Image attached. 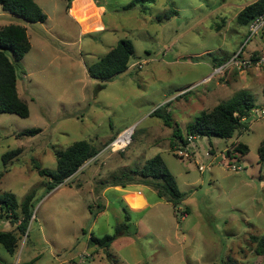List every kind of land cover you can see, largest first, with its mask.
<instances>
[{
    "label": "rangeland",
    "instance_id": "rangeland-1",
    "mask_svg": "<svg viewBox=\"0 0 264 264\" xmlns=\"http://www.w3.org/2000/svg\"><path fill=\"white\" fill-rule=\"evenodd\" d=\"M34 1L46 21L29 22L0 7V28L23 25L31 43L20 60L7 51L30 114L0 112V171L3 153L23 149L6 169L0 194L13 192L20 202L31 195L34 206L16 253L0 245V264H221L229 257L237 264H264L251 239L264 236V118L252 114L248 130L229 139L200 136L193 158L172 149L180 143L174 131L187 136L188 118L193 122L244 90L264 109V74L242 81L256 67L207 80L215 57L226 61L240 51L247 57L264 49V29L248 40L249 26L237 22L256 0H75L70 8L69 0ZM172 9L178 14L165 17ZM122 39L135 46L129 68L108 80L90 76L88 66ZM134 62L142 67H132ZM158 108L160 115H152ZM130 126L132 142L112 151L111 142ZM31 129L40 131L18 136ZM82 139L98 147V158L51 189L35 165L55 170V149ZM238 140L249 152L236 172L223 162L232 158L227 147ZM156 154L184 193L176 208L143 184L103 192L104 181L142 168ZM100 204L106 208L94 217ZM126 216L128 232L113 242L111 257L90 242L91 235L114 234ZM0 230H17V224L5 217Z\"/></svg>",
    "mask_w": 264,
    "mask_h": 264
},
{
    "label": "trees",
    "instance_id": "trees-1",
    "mask_svg": "<svg viewBox=\"0 0 264 264\" xmlns=\"http://www.w3.org/2000/svg\"><path fill=\"white\" fill-rule=\"evenodd\" d=\"M73 1L69 0L68 8L71 7ZM139 1L155 2L156 0ZM0 7L29 22H44L47 20L46 13L34 0H0ZM172 14H178V11L172 9L165 14V17H169ZM262 14H264V0H256L239 12L237 22L248 27L254 19ZM30 49L31 43L25 26L10 23L0 28V112L14 113L22 118L28 117L30 114L28 102L20 96L18 91L16 66L7 54V51L10 50L20 60ZM134 54V43L129 39H122L105 55L88 66V72L90 76L101 80L111 79L129 68L130 60ZM226 61L215 57V67ZM255 107L254 95L244 90L228 101L219 103L213 109L201 112L196 120L187 126V133L224 139L232 138L236 132L241 135L242 132L249 128L247 127V121L243 120V118L248 119ZM152 115L159 116L160 108L156 109ZM165 120L166 122L168 121L167 118ZM39 131L38 129H31L27 132L19 133L18 136L34 134ZM173 135L180 142H184V137L180 131H174ZM175 146L176 143L174 142L172 144L173 151H175ZM22 152V148H16L3 153L2 161L5 169L0 171V181L6 169L19 158ZM100 152L98 147L91 141L82 139L66 148L55 149L57 159L55 170L43 168L39 164H36L35 167L41 176L48 178L47 184L53 189L75 177L89 160L98 158ZM228 152L232 158L241 159L249 152V146L238 140L231 145ZM259 156L260 162L264 164V140L259 147ZM123 178L128 180H122ZM128 184H143L152 187L159 197L167 198L174 208L184 198V193L180 190L174 174L170 171L161 154H156L148 159L142 168L132 169L123 173L119 178L115 177L113 181H104L103 187L127 186ZM96 206L99 207L96 213L93 212L92 205L89 206L90 211L94 213V217L97 216L98 212L106 208V205L102 204ZM33 210L31 195H28L24 201L20 202L13 192L6 191L0 194V220L9 217L12 223L17 224V230H0V245H3L11 254H15L18 249L20 234H24L27 231L34 214ZM182 214H188L187 210L183 211ZM130 219L129 216H126L125 221L118 224L114 234H107L103 237L91 235L90 242L107 250L108 256L111 257L109 249L118 236L128 232V221ZM251 239L252 242L256 243L255 253L264 257V236L258 237L254 235ZM221 264L237 263L232 257H229L227 261Z\"/></svg>",
    "mask_w": 264,
    "mask_h": 264
},
{
    "label": "built area",
    "instance_id": "built-area-1",
    "mask_svg": "<svg viewBox=\"0 0 264 264\" xmlns=\"http://www.w3.org/2000/svg\"><path fill=\"white\" fill-rule=\"evenodd\" d=\"M264 29V14L258 16L254 21L249 25V39L257 33ZM132 67H142L141 63L134 62L131 64ZM252 67H256L257 69H264V52L259 54H250L247 57L242 56V51L234 54L231 56L226 62L223 64L214 67V72L211 74L207 80H212L216 76L223 77L230 71L236 70L239 72H243L248 70ZM256 114L258 118H264V109L259 110V108L255 107L252 114ZM249 119V118H248ZM247 118H243V120L248 121ZM135 131V126L127 127L124 129L119 135L111 142L110 147L112 151L118 152L123 151L129 144L132 142L133 135ZM200 135L194 134H187L184 137V142H180L178 145L175 146V153L181 157L193 158L195 157V147H196V140L199 138ZM231 146L227 148L229 151ZM212 149L205 150V155L212 156ZM226 162H223L229 169H232L236 172L243 170L242 162L240 158H228V156L224 157ZM200 170H204L205 166L201 165Z\"/></svg>",
    "mask_w": 264,
    "mask_h": 264
},
{
    "label": "crops",
    "instance_id": "crops-1",
    "mask_svg": "<svg viewBox=\"0 0 264 264\" xmlns=\"http://www.w3.org/2000/svg\"><path fill=\"white\" fill-rule=\"evenodd\" d=\"M75 1V0H74ZM73 1V2H74ZM72 2V3H73ZM71 3V4H72ZM77 21V20H76ZM78 22V21H77ZM78 24H79V22H78ZM100 28H101V26L98 28L99 30H100ZM262 52H264V49L262 50ZM262 52H259V50H254L251 54H259V53H262ZM213 63H214V61H213ZM212 64V63H211ZM212 67H213V69H214V67H215V64L214 65H212ZM250 70V69H249ZM249 70H247L248 72H249ZM233 71H235V70H233ZM244 74V73H243ZM251 74H253V75H258L259 76V74L260 75H262V74H264V70L263 69H255V68H252L251 70H250V73L246 76V77H244L243 78V83L246 85V84H248L249 83V81H254L255 79L254 78H250V77H248L249 75H251ZM210 76V74L207 76V77H209ZM231 76V73H230V75H228L227 76V78L226 79H228L229 77ZM244 76V75H243ZM260 84V83H259ZM195 84H192V85H190L189 87H191V86H194ZM260 85H263L262 86V88H261V90H264V84H260ZM188 87V88H189ZM178 93H182V91L181 92H178ZM177 93V94H178ZM252 93V92H251ZM177 94H174V95H177ZM253 94V93H252ZM173 95V96H174ZM264 95V94H263ZM172 96V97H173ZM175 97V96H174ZM220 103V102H219ZM218 105V104H217ZM216 105V106H217ZM197 118V117H196ZM191 121V119H189L188 118V120H187V126L190 124V123H192V122H190ZM190 122V123H189ZM194 122V121H193ZM187 126H186V130H187ZM131 127V126H130ZM248 130V129H247ZM123 131V130H122ZM183 137H185V136H183ZM228 148V147H227ZM177 155V154H176ZM240 160H242V157H241V159ZM77 175V174H76ZM263 185H264V182L262 183ZM119 186L121 187V185H118V186H114V187H116V188H119ZM111 187H113V186H107L106 188H104L103 189V192L106 190H108L109 188H111ZM122 187H125V186H122Z\"/></svg>",
    "mask_w": 264,
    "mask_h": 264
}]
</instances>
